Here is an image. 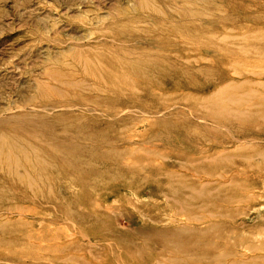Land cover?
<instances>
[{
    "label": "rangeland",
    "instance_id": "obj_1",
    "mask_svg": "<svg viewBox=\"0 0 264 264\" xmlns=\"http://www.w3.org/2000/svg\"><path fill=\"white\" fill-rule=\"evenodd\" d=\"M165 236L264 264V0H0V264H177Z\"/></svg>",
    "mask_w": 264,
    "mask_h": 264
},
{
    "label": "bare ground",
    "instance_id": "obj_2",
    "mask_svg": "<svg viewBox=\"0 0 264 264\" xmlns=\"http://www.w3.org/2000/svg\"><path fill=\"white\" fill-rule=\"evenodd\" d=\"M80 55H81V53H79ZM115 57H110V56H105V57H99V58H97L96 60H94L93 58H89V57H87V58H84L83 60L84 61H86L85 62V64L83 65L84 66V68H85V70L89 73V74H91L94 78H96V77H98V78H100V77H103L102 75L103 74H107L108 73V75H109V77L113 80V81H116V82H118L115 78H113V76L114 75H116V72H115V70H114V65L116 64V63H112V59H114ZM83 62V61H82ZM120 80L122 81V83L123 84H127V85H129L130 86V84H131V82L129 81V79H127V78H120ZM2 141H1V146L3 145L4 146V148H5V145L4 144H6V146H7V149H11L12 150V152L13 153H15V157H13L14 159H16L15 161H14V164H16L15 165V167H13L12 165H10L9 166V168H10V170H12V172H14V173H16L18 176H20L21 177V180H23V178H26L25 177V173L23 172V170H24V168H25V166H29L30 168H35V170H37L38 171V175H37V179H38V183L39 184H41V182H43L44 183V180H45V178H46V174H47V172H48V169L50 168V167H52V160H53V158H52V155H50V154H48V153H45L42 149H39V148H37L34 144H31V143H29L28 141H26L25 139H23L22 137H19V136H12V137H7V138H5V139H1ZM2 146V147H3ZM55 146L58 148V149H60L61 151H63L64 152V154L66 153V154H68V155H70V154H72V153H74V151H73V149H74V147L72 146V145H70L69 143L67 144V143H64V142H62V143H56L55 144ZM3 148V149H4ZM6 149V150H7ZM8 151V150H7ZM10 152V151H9ZM6 153V152H5ZM11 153V152H10ZM12 153V154H13ZM17 155V156H16ZM67 155V156H68ZM4 156H5V158L7 159V161H9V162H11L12 163V155L10 156L9 154L8 155H4V152H3V158H4ZM14 156V155H13ZM76 158H77V154H75L74 155ZM54 157V156H53ZM22 161V162H21ZM72 162H74V160L73 159H69L68 157H66V159L64 160V163H65V166H67V167H69V166H71V164H72ZM55 166V165H54ZM53 166V167H54ZM13 169H14V171H13ZM16 169V170H15ZM19 170V171H18ZM49 173V172H48ZM28 174V173H27ZM180 191V190H179ZM186 195V194H185ZM187 196V195H186ZM181 200H182V203L183 204H185L184 202H186L187 200H186V198H183V196L181 195ZM188 203H189V200H188ZM180 204H181V202H180ZM182 205V204H181ZM185 205H187V204H185ZM189 205V204H188ZM187 205V206H188ZM185 208V207H184ZM32 209V208H31ZM182 209V208H181ZM180 209V210H181ZM179 210V211H180ZM174 211H176L177 212V210H174ZM182 211H183V209H182ZM171 213V216H172V212H170ZM181 213V212H180ZM173 215H175V214H173ZM195 215V214H194ZM198 215V214H197ZM183 216H184V214H183ZM191 216V215H190ZM198 216H200V215H198ZM169 217V216H168ZM182 217V216H181ZM172 219H173V217H171ZM177 218H179V216L177 217ZM187 218H188V216H187ZM194 218H196V216L194 217ZM201 218H204L203 216L202 217H200V219L197 217V219L198 220H201ZM175 219H176V216H175ZM180 219V218H179ZM181 219H184V218H181ZM171 220V219H170ZM188 220H189V218H188ZM193 220V219H192ZM195 220V219H194ZM203 220V219H202ZM172 221V220H171ZM179 221H181V220H179ZM176 222H178V221H176ZM184 222V221H183ZM198 222V221H197ZM171 223V222H170ZM186 223V222H185ZM188 223H189V221H188ZM188 223H186V224H184V226L185 225H188ZM172 224H174L173 226H175V222L174 223H172ZM179 225V224H178ZM191 225V224H190ZM169 226H171V225H169ZM176 226H177V224H176ZM184 226H182V227H184ZM180 227V226H179ZM189 227V226H188ZM191 227V226H190ZM189 227V228H190ZM194 227V226H193ZM175 228V227H174ZM173 227H171V230L170 231H172V229H174ZM186 228V227H185ZM183 229V228H179V229H183L184 231H183V233L185 232V230H186V232L188 231V229ZM195 228V227H194ZM177 229H178V227H177ZM198 229V228H197ZM168 232H170L169 231V229L167 230ZM192 231V230H191ZM197 231V230H196ZM164 233L166 232V231H163ZM167 232V233H168ZM178 232V231H177ZM180 232H182V231H180ZM157 233L158 232H156V235H157ZM193 234H194V232H192ZM161 234V233H160ZM172 234V233H171ZM185 234H188V233H185ZM151 236H152V233L150 234ZM155 235V234H154ZM153 235V236H154ZM155 235V236H156ZM166 235H168V234H166ZM174 235V234H173ZM172 235V236H173ZM181 235H183L182 233H181ZM160 236V235H159ZM163 236V235H162ZM189 236H191L192 237V235H189ZM166 237V236H165ZM173 237H175V235L173 236ZM177 237H179V236H177ZM166 238H168V236L166 237ZM170 238H171V236H170ZM180 238H182V237H180ZM185 238V237H184ZM165 239V238H164ZM174 239V238H173ZM186 239V238H185ZM188 239V238H187ZM190 239V238H189ZM133 240V239H132ZM168 241H167V243H165L166 245H167V247H168V249H172V248H176V250L175 251H182L183 250V253H184V256H183V258L181 259H179V260H177V261H175V263H177V264H190V259L193 257L194 258V255H195V258L199 255V254H197L196 252L194 253V255H190V247H188V245L187 244H184V243H176V241L174 242V243H176V244H178V245H175V244H172L171 242L170 243H168L169 242V240H171V239H167ZM181 240V239H180ZM134 241V240H133ZM172 241V240H171ZM179 241V240H178ZM194 241V240H193ZM155 242V241H154ZM181 242H183V240L181 241ZM189 242V241H188ZM164 243V242H163ZM145 245H146V243H145ZM148 245V244H147ZM194 245V244H193ZM136 246H138V245H136ZM143 246V245H142ZM149 247H151V246H149ZM188 247V248H187ZM144 248V247H143ZM193 248H196V246L195 247H193ZM138 249H139V247H138ZM141 251V250H140ZM153 251V250H152ZM172 251V250H171ZM145 252V251H144ZM174 252V251H173ZM203 252V251H202ZM196 254H197V256H196ZM202 254V253H201ZM205 253H203V255H201V256H203V258H204V256L205 255H208V254H205ZM200 257V256H199ZM199 257H197L198 258V260L200 261V258ZM206 257V256H205ZM201 259H202V257H201ZM208 259V258H207ZM125 261H126V264H133L132 263V261H130L129 259H124ZM193 260V259H192ZM255 260V259H254ZM196 261V260H195ZM203 261V260H202ZM197 262V261H196ZM254 263H256L257 264V261L255 262L254 261Z\"/></svg>",
    "mask_w": 264,
    "mask_h": 264
}]
</instances>
